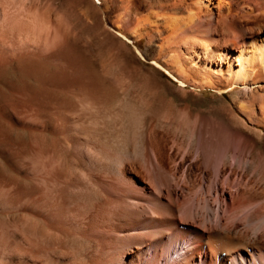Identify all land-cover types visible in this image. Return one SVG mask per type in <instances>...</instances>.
Segmentation results:
<instances>
[{
  "label": "bare ground",
  "instance_id": "1",
  "mask_svg": "<svg viewBox=\"0 0 264 264\" xmlns=\"http://www.w3.org/2000/svg\"><path fill=\"white\" fill-rule=\"evenodd\" d=\"M164 1L163 15L176 24L179 20L185 38L158 34L159 55L153 60L159 70L180 86L191 84L218 93L264 82V0ZM211 5L218 10L212 11ZM28 16L14 18L21 43L9 44L13 38L0 34V67L8 59L21 57L61 62L69 43H89V29L103 21L87 15ZM227 19L243 20L238 24L242 37L253 42L240 47L235 57L237 67L232 59L226 76L215 77L195 68L197 57L190 51L205 56L227 55L218 48V27ZM68 24L83 30L74 34ZM234 24L227 31L237 27ZM112 29L131 43L141 37L151 40L155 33L153 29H127L124 25ZM123 40L122 53L109 58L115 64L109 75L113 96L79 81L50 85L52 91L69 95L73 102L55 95L15 98L0 90V264H144L133 255L135 246L129 232L136 212L132 210L137 205L134 203L142 200V194L134 196L130 186L138 184V174L148 161L157 178L162 177L159 169L168 155L167 135L173 136L176 145H188L191 150L200 146L202 157L209 133L202 131L198 141L193 132L192 103L178 114L154 116L149 122L147 97L152 93L173 95L174 91L156 69L142 63L147 57L137 48L134 52ZM254 103L259 104L261 115H256L245 100L237 102L249 113L252 123L264 127V96L251 105ZM18 131L35 138H19ZM43 134L59 140L60 149L67 154L65 159L59 157L56 147L39 139ZM257 135L259 138L244 139L237 154L229 151L222 157L221 167L237 173L239 180L229 189L236 192L237 199L224 202L221 218L211 230L197 224L192 232L194 246L186 248L189 262L201 254L204 264H264V146L262 136ZM170 187H166L168 193L173 191ZM148 188L142 187L141 192ZM169 208L177 210L175 198L170 199ZM156 233L161 243L163 232ZM153 256L150 264L164 263L156 252Z\"/></svg>",
  "mask_w": 264,
  "mask_h": 264
},
{
  "label": "rangeland",
  "instance_id": "2",
  "mask_svg": "<svg viewBox=\"0 0 264 264\" xmlns=\"http://www.w3.org/2000/svg\"><path fill=\"white\" fill-rule=\"evenodd\" d=\"M166 5L164 0H101V2L99 0H0V34H8L10 38H13L14 41H9V44L23 41L15 21L28 15V17H44L42 15H45L54 18L62 15L66 17L87 15L98 17L106 22L104 24L102 21L99 26L96 25L91 27V30L89 29L86 35L89 43H69V46L62 52L61 62L32 61L25 57L8 59L0 67V90L6 91L7 96L15 98L55 95L73 102L74 100L69 95L52 91L50 85L79 81L90 85L99 92L113 96L114 88L109 75L114 72L115 64L109 58L122 53L120 41L123 39L112 28L124 25L127 29L134 27L153 29L155 33L151 40L147 37H141L133 43L123 40L134 52L136 48L140 50L147 57L146 61L141 60L142 63L146 67L156 69L159 77L174 91L173 95L152 93L147 97V106L150 110L149 122L154 120V116L171 117L178 114L186 104L192 103L195 110H193V132L195 131L198 141L202 131L209 134L206 138L204 152L202 151V157L199 155L200 146L196 145L191 150L188 145H176L173 143V136L167 135L168 140L170 139L168 155L163 167L161 166L159 169L163 179L162 177L157 178L150 161L145 169L140 170L138 184L130 186L132 194L135 193L134 196L140 197L142 194V200L139 202L137 200L134 204L138 206L136 205V208L132 209L133 211L136 209V212H133L134 215L132 214L133 221L129 231L130 237L132 236L133 239V247L135 246L133 255L144 264L151 263L150 260L153 259L155 252L163 259V264H173L175 260L177 264H204V256L201 254H197V257L189 262L186 248L194 246V233L192 232L196 231L197 224L200 227L202 224L205 225L206 231L211 230L215 227L214 224L217 220L221 218L220 211L224 202L229 200V203H233L232 200L237 199L236 192L229 190L230 184L237 183L239 180L237 173L236 171L231 172L229 167H221L222 157L229 151L237 154L239 145L248 136L259 138L257 134H260L264 146V127L252 123L249 113L242 111L237 104L239 100H245L256 115H261L262 111L258 102L254 105L251 104L264 96V82L247 87L238 86L235 90L218 93L211 89H196L191 84L180 86L178 82L159 70L153 60L159 55L158 47L161 37L158 34H163V37L167 35L175 37L180 34L179 39L185 38L184 33L178 27L179 20L176 24L177 21L174 23L173 20L163 15ZM211 7L212 11L215 10L214 12L218 10L216 5H211ZM122 17L125 18V21L121 19ZM234 20L228 21L227 19L225 24L221 23L218 27L220 34L218 48L227 55H223L222 58L205 56L201 53L192 54L190 51L193 57H197L194 60L196 69L212 73L215 77L224 78L232 59L233 65L237 67L238 63L235 57L238 55L240 47L244 43L251 45L253 40L242 37L238 24H241L243 20ZM234 23L237 27L232 29L239 30L227 31V27ZM167 24L169 25L167 26ZM236 25L234 24V26ZM66 27L74 34L83 30L80 26L75 27L69 24ZM228 39L233 43L230 44V41L226 43ZM162 62L168 66L165 60ZM104 64H106L105 67ZM16 134L19 138L28 141L35 138V135L25 131H18ZM39 139L56 147L60 158L67 157V154L60 149V142L55 136L43 134ZM162 183H166L165 187ZM146 185L149 188L141 192L142 187ZM166 187L173 190L172 193L170 192L171 194L168 193L169 188ZM171 198H175L177 201V210L169 211ZM184 229L186 231H183ZM158 231L163 232L162 242L164 243L158 242L156 233ZM174 252L177 256L172 257V260L170 255L172 256Z\"/></svg>",
  "mask_w": 264,
  "mask_h": 264
}]
</instances>
